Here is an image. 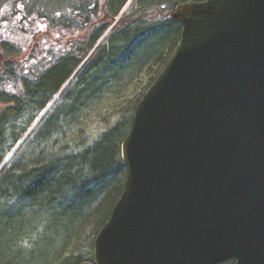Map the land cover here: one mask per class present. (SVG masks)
<instances>
[{
    "label": "water",
    "instance_id": "95a60500",
    "mask_svg": "<svg viewBox=\"0 0 264 264\" xmlns=\"http://www.w3.org/2000/svg\"><path fill=\"white\" fill-rule=\"evenodd\" d=\"M172 18L181 39L135 108L122 196L81 264H264V0Z\"/></svg>",
    "mask_w": 264,
    "mask_h": 264
},
{
    "label": "trees",
    "instance_id": "16d2710c",
    "mask_svg": "<svg viewBox=\"0 0 264 264\" xmlns=\"http://www.w3.org/2000/svg\"><path fill=\"white\" fill-rule=\"evenodd\" d=\"M129 1L59 0L34 12L35 18L20 7L8 12L11 18L22 15L23 37L30 42L26 47L21 41L0 44V147L21 116L31 110V124L47 107L111 28L108 41L97 48L77 90L69 96L70 103L60 108L61 122H70L76 111L104 103L135 81L155 56L161 60L165 50L167 64L183 28L172 13L176 3L188 0H140L136 12L117 20ZM139 102L94 145L44 161L42 149L37 163L10 171L0 180V264H55L67 254L66 243L96 223L92 250L125 187L127 168L121 146ZM51 119L55 132L60 125ZM44 139L47 142L49 136ZM34 232H41L35 250L24 257L15 253L14 244ZM92 259L91 251L87 256L71 252L59 264Z\"/></svg>",
    "mask_w": 264,
    "mask_h": 264
},
{
    "label": "rangeland",
    "instance_id": "374dc122",
    "mask_svg": "<svg viewBox=\"0 0 264 264\" xmlns=\"http://www.w3.org/2000/svg\"><path fill=\"white\" fill-rule=\"evenodd\" d=\"M58 1L59 0H0V14L3 12L8 13L12 9L17 10L20 7L23 11L22 13L31 12L32 17L35 18L34 16L36 15L34 12L39 9H49V7L54 6ZM20 2H22V5H20ZM185 2H178L176 5ZM166 6L167 4L163 5V8H166ZM139 7L140 0H130L123 9V16H128L136 12ZM151 13H153L151 15L154 16V12ZM106 34L97 42V44L102 41L100 43L101 45L108 41L111 31H109V33L106 32ZM20 41L25 47L30 42V40L25 37H22ZM96 50L94 52L91 51L86 58L88 62H85V65L83 64L79 67L71 81H67L64 84L59 93L52 99L47 107L34 117L31 124L29 122L33 117V114L32 112L30 113L29 111L31 110H29L26 112L24 118L21 116L11 125V129L1 141L0 157H2V159L0 164V180L10 171L20 170L23 166H30L37 163V160L40 159V156L42 155V149L45 150L41 157L42 161H44L75 154L87 146L94 145L100 140L101 136L106 131L115 126L125 115L128 114L130 108L134 104L143 99L147 91L163 71L166 66V59L168 58L167 54L165 55L166 50L163 51L164 53L161 60L158 61V57L155 56L154 59L150 60L147 66L148 68H146L135 81L125 86L122 90L118 89V92L109 95L104 103L97 104L91 109L83 110L81 113L76 111L70 116V122H66L65 119L63 120L64 122H61L62 114H60V108H63L70 103L69 96L73 91L77 90L80 77L93 62V59L97 54ZM52 117L56 122V125H60L55 132H52ZM24 128H26V131L22 133V129ZM17 136L18 139L14 142ZM47 136H49V139L45 142L44 137ZM95 224L96 223H94L93 226L92 224H89L88 227H85L81 231L82 234L79 232L80 234H77L72 241L70 240V245L67 242L65 245L67 247L65 252L67 254H70L71 252L77 254L82 253L86 256L90 251L93 253L94 243L92 250L89 248V245L91 244V241H93ZM40 238L41 232H34L33 234L24 237V239L18 240L14 244L13 250L15 253L18 252L24 257L31 250H35ZM67 254L63 255L61 260H58L55 264H59L60 261L66 259Z\"/></svg>",
    "mask_w": 264,
    "mask_h": 264
},
{
    "label": "flooded vegetation",
    "instance_id": "af4514ba",
    "mask_svg": "<svg viewBox=\"0 0 264 264\" xmlns=\"http://www.w3.org/2000/svg\"><path fill=\"white\" fill-rule=\"evenodd\" d=\"M8 15L7 12L0 14V44L2 42L19 44L23 37V17L19 15V17L11 18Z\"/></svg>",
    "mask_w": 264,
    "mask_h": 264
}]
</instances>
